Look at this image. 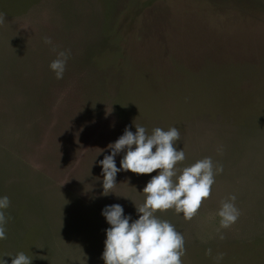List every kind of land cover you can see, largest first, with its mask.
<instances>
[{
    "label": "rangeland",
    "instance_id": "obj_1",
    "mask_svg": "<svg viewBox=\"0 0 264 264\" xmlns=\"http://www.w3.org/2000/svg\"><path fill=\"white\" fill-rule=\"evenodd\" d=\"M136 125L179 129L178 168L222 167L191 219L156 213L183 235V264H264V0H0V257L103 264L101 210L137 219L156 174L121 171L102 195L97 162Z\"/></svg>",
    "mask_w": 264,
    "mask_h": 264
},
{
    "label": "clouds",
    "instance_id": "obj_2",
    "mask_svg": "<svg viewBox=\"0 0 264 264\" xmlns=\"http://www.w3.org/2000/svg\"><path fill=\"white\" fill-rule=\"evenodd\" d=\"M44 42L51 43L47 38ZM68 58L67 51H56L48 66L56 79L63 78ZM134 127V132L125 127L123 134L107 145L109 151L97 162L101 168L102 195H108L116 187V176L121 171L137 175L156 174L140 191L144 200L138 207L134 206L137 219L125 214L123 206L118 203L101 210L108 225L104 231L101 259L103 264H183V235L156 213L173 209L175 213H182L185 219H191L201 201L210 195L214 177L222 167L205 157L178 168L177 164L185 160V153L183 148L177 149L180 140L177 127L171 126L167 130L156 127L150 134L143 126ZM121 152L123 156L117 167L116 157ZM235 199L231 196L222 201L217 212L224 228L239 217ZM9 204L8 196H0V241L6 239L4 210ZM9 258L10 264H32V259L23 251ZM0 264H9V261L0 257Z\"/></svg>",
    "mask_w": 264,
    "mask_h": 264
}]
</instances>
